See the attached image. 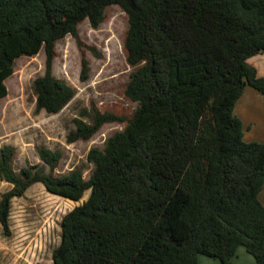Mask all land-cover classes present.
I'll return each instance as SVG.
<instances>
[{
	"label": "trees",
	"instance_id": "trees-1",
	"mask_svg": "<svg viewBox=\"0 0 264 264\" xmlns=\"http://www.w3.org/2000/svg\"><path fill=\"white\" fill-rule=\"evenodd\" d=\"M112 5L129 17L125 94L137 108L126 117L92 105L75 118L70 143L125 124L89 151V179L40 164L17 172L16 148L3 146L0 178L12 184L0 199L4 231L13 198L42 183L73 201L90 191L63 217L53 264H199L201 255L235 264L240 246L264 264V143L246 141L235 114L247 86L264 96V76L248 62L264 53V0H0V95L14 59L43 47L35 112H61L76 89L53 74L56 44L72 35L81 45L79 24L98 28ZM88 72L83 60V80ZM39 156L53 170L62 152L41 147Z\"/></svg>",
	"mask_w": 264,
	"mask_h": 264
},
{
	"label": "rangeland",
	"instance_id": "rangeland-1",
	"mask_svg": "<svg viewBox=\"0 0 264 264\" xmlns=\"http://www.w3.org/2000/svg\"><path fill=\"white\" fill-rule=\"evenodd\" d=\"M128 28L127 13L112 5L106 9V19L98 28H93L88 20L79 24L81 45L72 35L57 42L53 74L76 89L73 100L57 114L35 112L36 97L31 86L45 73L43 47L14 59L1 82L4 93L0 95V149L6 145L16 148L13 168L17 172L29 164H40L55 176L81 169L84 178L89 179L93 171L89 151L94 147L103 148L105 141L125 124L106 123L89 141L70 143L67 137L76 127L75 118L92 105L103 112L126 117H131L137 108V103L125 94L133 71L124 49ZM83 60L89 67L86 80L81 78ZM248 62L264 76V53L251 57ZM41 147L62 152L55 169L51 170L40 159ZM11 187L12 184L0 178V199ZM89 194L87 191L81 200L73 201L48 192L42 183H35L24 196L13 198L10 233L6 234L0 224V264H53V250L61 241L63 217L87 200Z\"/></svg>",
	"mask_w": 264,
	"mask_h": 264
},
{
	"label": "crops",
	"instance_id": "crops-1",
	"mask_svg": "<svg viewBox=\"0 0 264 264\" xmlns=\"http://www.w3.org/2000/svg\"><path fill=\"white\" fill-rule=\"evenodd\" d=\"M257 70L259 74V69L257 68ZM235 114L243 122L244 139L248 142L257 141L264 143V96L256 89L247 86L236 103ZM259 197L264 203V186ZM234 263L256 264V259L247 251L246 247L240 246L234 257ZM199 264H221V262L219 259L201 255Z\"/></svg>",
	"mask_w": 264,
	"mask_h": 264
}]
</instances>
